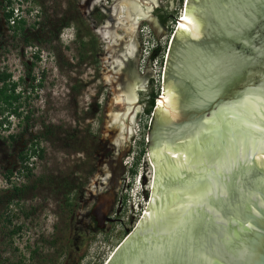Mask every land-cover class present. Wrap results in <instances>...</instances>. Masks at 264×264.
<instances>
[{"label":"rangeland","instance_id":"rangeland-1","mask_svg":"<svg viewBox=\"0 0 264 264\" xmlns=\"http://www.w3.org/2000/svg\"><path fill=\"white\" fill-rule=\"evenodd\" d=\"M6 1L0 0V68L4 65L13 79L22 76L21 89L26 76L33 78L31 85L40 86L23 107L22 116L28 119L8 118L7 130H0V264H104L139 220L150 193L145 160L150 114L143 116L138 99L151 78L142 73L148 63L141 53L152 44H143L140 34L136 37L149 27L137 20L133 40L128 38L123 11L130 4L125 2H117L122 25L111 32L100 7L111 0H94L88 10L84 0H10L13 9L29 10L23 35L12 37L1 17ZM138 1L142 4H133L135 8L154 3L175 15L183 3ZM157 36L159 52L151 58L169 46L168 33ZM126 57L130 74L140 77L132 108L123 91L130 84L121 72ZM151 83L152 90L158 89ZM126 109L134 112L123 120L131 133L118 149L111 133L117 129L116 116ZM34 141L42 158L29 161L31 177L25 181L17 155ZM114 156L124 170L114 175L117 186L109 197L111 185L104 178ZM112 168L119 170L115 163ZM102 196L112 200L104 211L113 221L93 230L90 211Z\"/></svg>","mask_w":264,"mask_h":264},{"label":"water","instance_id":"water-1","mask_svg":"<svg viewBox=\"0 0 264 264\" xmlns=\"http://www.w3.org/2000/svg\"><path fill=\"white\" fill-rule=\"evenodd\" d=\"M160 89L148 200L104 264H264V0H183ZM107 167L111 197L124 167ZM109 197L90 211L96 228Z\"/></svg>","mask_w":264,"mask_h":264},{"label":"trees","instance_id":"trees-1","mask_svg":"<svg viewBox=\"0 0 264 264\" xmlns=\"http://www.w3.org/2000/svg\"><path fill=\"white\" fill-rule=\"evenodd\" d=\"M22 1L25 2V0ZM6 3L7 8L3 10L1 15L5 29L10 32L12 37L23 35L26 25L24 14L27 15L29 10L24 9L23 12H21L19 6L15 9L10 7V0H7ZM161 22H163V20H161ZM33 56L35 55L33 54ZM34 58H37V56ZM26 78L28 79L27 85L21 89V86L24 84L23 77L18 76L16 79H13L11 73L4 65L0 68V130L1 128L3 131L7 130L9 125L8 118H15L20 121L28 119L27 115L22 116L23 107L29 98V94L40 85L37 84L36 86H33L30 84L33 78L29 76H26ZM26 88L29 90L28 92L25 91ZM154 99L155 93L153 92L151 82L149 81L147 89L140 94L139 98V102L142 105L143 116L152 113ZM7 136L11 141L13 140V135ZM37 145V141L31 142L25 152L17 155L19 166L24 171L22 178H25V181L31 177V169L28 167L29 161L31 159L42 158V150L38 148ZM70 202L71 201L65 198L64 204L67 207H71L69 210L72 213L73 205H71ZM16 230H18V228L14 229V231Z\"/></svg>","mask_w":264,"mask_h":264},{"label":"flooded vegetation","instance_id":"flooded-vegetation-1","mask_svg":"<svg viewBox=\"0 0 264 264\" xmlns=\"http://www.w3.org/2000/svg\"><path fill=\"white\" fill-rule=\"evenodd\" d=\"M95 1L97 3L99 1L101 2L102 0H95ZM93 2H94V0H84V2L82 3V5H84L85 7L89 5L88 6L89 7L88 9H90L91 6L96 5V3L93 4ZM117 2H119V3L125 2V3H128L130 5H127L128 7L126 6L124 8V11H123L122 8L118 5ZM138 2H139V4L142 3V2H140L138 0H124V1L123 0H111L110 4L107 7L106 6H103L101 4L100 7L102 8L103 14H104L105 19H106V21L108 23V26H105V28L108 27L107 29H109L111 32H113L114 29H116L118 26L122 25L119 22L118 15H120L121 12L123 11V14H124L123 19L125 20V23L132 25V26L131 25H128L127 26L128 27V30L130 32V33H127V35H129L128 38L130 40H133L132 39V34L134 33V28H135L134 27V23L136 22L135 23V25H136L137 24V20H139V22H141L144 25H146V26L149 27V30L148 31L150 32V34L155 39L158 38L157 35H161L162 33H165L166 34V33H169L170 32L169 27H170L171 23L173 22V19H174V16H175V13H172V9H170L169 7H166V6H162V5H158V4L156 5L154 3H150L149 4V7H143V8L136 7V8H133V4H135V5L137 4L138 5ZM114 10H116V13L113 12ZM135 15H137V16H135ZM128 17H130V18L128 19ZM161 20H163V22H161ZM130 21H133V22H130ZM153 23L156 24L157 27H159L161 33H158L157 32V29L154 27V24ZM124 30H126V28ZM139 32H138V34L136 33V37L139 36ZM129 62H130V59L128 61H126V64H125L126 70L129 69V66H128L129 65ZM146 86L148 87V84ZM139 94H141V92ZM139 98H140V96H139ZM138 101H139V99H138ZM113 142L115 144H119L120 143V141H115L114 139H113ZM104 179L105 180L108 179V173H107V177L104 178ZM103 184H104V181H103ZM106 192H107V190H106ZM106 216H107V214H106ZM91 221L93 222L94 227H91L90 229H93L94 228L93 230H102L104 228V225L105 224L110 223V222L104 223L101 228H96V222L94 221L93 217H91ZM112 221L113 220L111 219V222Z\"/></svg>","mask_w":264,"mask_h":264},{"label":"built area","instance_id":"built-area-1","mask_svg":"<svg viewBox=\"0 0 264 264\" xmlns=\"http://www.w3.org/2000/svg\"><path fill=\"white\" fill-rule=\"evenodd\" d=\"M178 17V14L174 16L173 22L171 23L169 30L170 32L168 33V40L170 41L171 36L176 28V19ZM140 36H141V42L143 44L148 45L149 43H151L152 45H150V47L146 48V50L142 51L141 53V57L143 59H146L147 61V67H144L142 73L143 74H149L151 76V78L149 79V81L151 82L152 80L154 82H156L158 89H153V92L155 93V98L160 96L161 93V89H160V82H161V73H162V69H163V65H164V60H165V56L167 53V49L166 52H164L163 55H155L156 57H152L153 53L155 52H159V48L157 47L156 42H158L157 39H155L149 31L147 32H143L140 31L139 32ZM159 56V57H158ZM143 62V61H142ZM152 85V83H151ZM157 88V87H156ZM154 105H155V99H154ZM152 114V113H151ZM150 114V116H151ZM150 120V118H149ZM148 127V125H147ZM146 127V129H147Z\"/></svg>","mask_w":264,"mask_h":264},{"label":"bare ground","instance_id":"bare-ground-1","mask_svg":"<svg viewBox=\"0 0 264 264\" xmlns=\"http://www.w3.org/2000/svg\"><path fill=\"white\" fill-rule=\"evenodd\" d=\"M124 1V0H123ZM139 3V2H138ZM142 4V3H141ZM89 6V5H88ZM88 6H86V8L88 9L89 7ZM128 7V6H127ZM133 8H135L134 7V5H133ZM132 8V9H133ZM131 9V8H130ZM147 9V8H146ZM118 11V10H117ZM134 11V10H133ZM114 13H116V10H114L113 11ZM137 12V11H136ZM119 13V12H118ZM135 13V12H134ZM146 13V12H145ZM118 15V14H117ZM116 17V16H115ZM130 17H128V19H129ZM132 18V17H131ZM134 21V20H133ZM133 21H130V22H133ZM135 22V21H134ZM119 23V22H118ZM136 23V22H135ZM135 23H134V27H136L137 26V24H136V26H135ZM121 24V23H120ZM119 24V25H120ZM154 24V23H153ZM129 25H131V24H129ZM132 26V25H131ZM130 26V27H131ZM124 27V26H123ZM154 27L157 29V32L158 33H161L160 32V29H159V27H157V25L156 24H154ZM124 28H126L127 29V27H124ZM132 28V27H131ZM105 31H106V29H104V30H102L101 29V32H100V34H102V35H108V34H110L109 32H107L106 31V33H105ZM99 32V31H98ZM130 33V32H129ZM108 37H109V35H108ZM104 38V37H103ZM106 38V37H105ZM139 82L137 81V79H134L133 81H130V84H128L127 85V91H128V94H130V97H128L127 96V93H126V97H128V98H126L127 100H126V102H127V105H129V108H132L133 107V100H135V91H136V89L139 87ZM126 113H123V114H120V115H118V116H116V125H115V127L117 128L116 129V135H115V132L113 131L111 134L112 135H114V140L115 141H120V143L119 144H116L117 146H118V149H120L121 147H122V142H124V140H126V137H127V135L129 134V133H131L130 132V130L128 129V125H126L124 122H123V120H124V117H126V116H128L129 115V119H130V117H132V114L134 113L133 112V110L131 111V110H128V109H126V111H125ZM130 136V135H129ZM126 142V141H125ZM108 173V172H107ZM107 173L105 174V176L107 177ZM108 178H109V176H108ZM116 186H117V184H116ZM115 188V187H114ZM107 198V197H106Z\"/></svg>","mask_w":264,"mask_h":264}]
</instances>
